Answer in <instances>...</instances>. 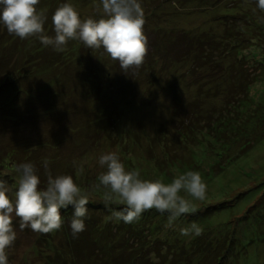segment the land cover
Here are the masks:
<instances>
[{
    "label": "rangeland",
    "instance_id": "374dc122",
    "mask_svg": "<svg viewBox=\"0 0 264 264\" xmlns=\"http://www.w3.org/2000/svg\"><path fill=\"white\" fill-rule=\"evenodd\" d=\"M139 2L145 13L144 32L148 38V53L144 62L153 63L157 83H148L151 78L148 69L146 74H139L133 96L130 91L129 93L116 91L114 82L108 83L106 74L110 72L112 63L103 48L88 49L82 42L74 40L69 41L65 50L59 53L52 50L51 46L43 45L49 48L50 54L56 58V92L60 95L57 103H62L71 112L67 120L59 118L71 124V131L57 132V139L60 137L62 139L61 142L56 141L54 147L55 149L62 147L60 150L62 155L56 161L55 169L59 173L70 166L77 184L90 193L89 202L101 206L94 212L88 211L89 218L94 220L101 215L106 216V212L101 213L104 206L103 194L106 190L94 187L98 183L97 177L100 172L105 171L98 163L102 154L116 152L126 170L138 169L142 179H161L168 183L179 174L190 170L198 171L207 184V198L203 201H194L196 210L197 207L203 211L206 207L236 200L235 205L231 207L233 211L219 213L220 209L227 206L212 207V210L205 214L207 216L211 214L209 221L200 226L202 229L218 228L220 246L225 238L234 235V246L232 245L226 264H264V122L260 124V121L264 120L261 119L264 118V78H261L264 76L262 73L264 65H257L254 62L255 59L264 62L262 58L264 12L256 7V0H139ZM62 3L73 4L81 19L88 17L98 19L102 14V8H97L100 0H40L37 7L46 9L48 17L46 23H51L52 28L45 29L49 36H54L51 17ZM230 23L233 24L232 33L226 29ZM5 33H8L7 29L0 24L2 47H6V50L14 49L18 37ZM226 34L228 36H224ZM229 36L233 38L228 39ZM261 38V41H257ZM226 39L229 44L227 50L235 47L241 51L243 60L250 59L243 64L251 66L260 77L256 84L259 82L261 84L256 86V90L249 91L254 106H250L246 100L245 105L241 107L242 112L235 115L236 128L223 140L198 136L185 150H180L176 145L178 136L170 123L177 124L185 119L191 104L197 102L201 109L194 110V113L199 112L201 116L197 118L199 124L195 120L196 125L201 128L207 127L206 122L223 116L220 112L225 97L223 94L216 95V98L204 96L200 84L190 78L196 75L183 76L184 83L174 82L173 72L177 70L178 73L184 74L192 70V62L183 67L179 65L180 69L174 68L177 66L171 63L172 60L167 63L160 61L154 63L152 58L147 57L152 43L154 48L165 50L178 41L181 44L186 42L187 45L191 44L193 52L199 55L200 48L204 49L208 44L218 46L219 43L226 42ZM254 40L255 45L251 43ZM36 44L31 43L29 46ZM252 53L256 54L254 59ZM234 55L232 52L225 60V64L234 62L237 65L236 60L231 59ZM194 57L196 56H191V61ZM52 58L44 57L42 54L35 55L34 62L43 69L44 65L51 64ZM95 65L98 69H92ZM116 66L113 63L114 72ZM206 69L200 71L201 75L207 73L209 67ZM45 76L41 74L39 77L42 80ZM101 77L103 85L98 86ZM40 79L25 80L23 87L31 88L33 87L31 83H39ZM211 84L209 94L212 95L216 94L214 93L216 91L221 92L225 86L218 80ZM3 88L5 94L0 96V103L12 107L19 87L13 88L9 83L7 88L5 86ZM254 109L257 110L256 115L252 114ZM209 112L210 119L203 118ZM20 115L18 112L16 121ZM238 129L241 130L238 132ZM252 140L254 141L250 142L252 146L238 159L235 158L239 156L240 149ZM81 167L82 172L79 171ZM3 172L5 170H0L1 176L5 175ZM7 184L11 189L8 195L14 200L13 188L18 185L17 181ZM242 193V196H238ZM121 206L111 205L116 208ZM190 215L197 221L193 214ZM188 216L189 214L182 215V218L175 222L174 228L165 227L167 213L163 214V221L158 218L162 217L159 213L157 220L148 217L141 225L147 226L148 223L157 225L156 230L151 231L152 239L154 237L172 243L178 238L180 242L186 243L189 238L181 235L179 228L189 226L183 222ZM237 219L240 222L237 223ZM229 222L232 224V227L229 225L232 234L226 231ZM13 227L17 238L13 246L7 250L8 264H56V244L63 240L61 236L52 231L50 237L53 239L46 242L45 234L33 232L30 228L21 230L19 219L16 217L13 218ZM204 233L197 241H205L207 230L206 236Z\"/></svg>",
    "mask_w": 264,
    "mask_h": 264
},
{
    "label": "trees",
    "instance_id": "16d2710c",
    "mask_svg": "<svg viewBox=\"0 0 264 264\" xmlns=\"http://www.w3.org/2000/svg\"><path fill=\"white\" fill-rule=\"evenodd\" d=\"M232 27L233 24H227V32H233ZM44 28L47 30L51 29V23H46ZM6 35H9V33ZM224 36L228 35L226 34ZM232 38L233 36H229L228 39ZM261 40L262 38L257 39V41ZM178 42L173 43L165 50L162 48H154L152 43L151 51L147 57L152 58L154 63L158 61L167 63V61L172 60L171 63L177 66L174 67L175 69H180V67L192 62V70H188L189 72L186 71L184 74L178 73L177 70L173 72V81L184 83L182 81L183 76L185 77L187 74L196 75L190 76V78H192L193 82H197L198 85L200 84L199 86L202 87L200 89L205 93L204 96L216 98V95L223 94L225 97V103L220 112V114L223 113V116L216 118L214 121L206 122L208 123L207 127L201 128L196 125L197 122L198 124L200 123L197 118L201 116L198 114L199 112L197 114L194 113V110L201 109L197 102L191 104V108H189L190 110L185 119L179 121L177 124L170 123L171 126L173 125L178 136V143L176 145L180 150H185L188 144L193 142L198 136H209L217 140H223L227 137L236 128L237 121L235 115L238 112H242L241 107L243 104L245 105L246 100H248L247 103L251 104L250 106H254L251 103L252 96L251 94L249 96V91L256 90V86L261 83L256 84L260 77L257 76L255 70L251 66L243 64L250 59L243 60V57L240 55L241 51L236 50L235 47L227 50L229 47L227 39L226 42L219 43L218 46L208 44L207 47L204 46L205 50L200 48L199 55L193 52L194 49L192 50L191 44L187 45L186 42L183 44ZM1 43L2 38H0ZM31 43L36 44V46H29ZM251 43L253 45L256 44L255 40ZM52 50L54 49L52 48ZM206 50H209V52H206ZM232 52L235 55L231 59L236 60L237 65L234 62L225 64V60L231 56ZM41 54L44 57H53L50 60L51 64L44 65L43 69L40 66H36L34 62L35 55ZM194 55L196 57L191 61V56ZM255 55V53H252V59L256 57ZM110 60L112 68L110 72H107L106 79L108 83H115L116 91L118 92L129 93L130 91L131 95L135 94V83L139 79V74H146L148 69L149 77L151 76V80L149 79L148 83H157L152 62H143L139 68H131L125 72L120 67L118 61H114L111 58ZM3 62L6 64L5 66ZM254 62L257 65H264V62H259L256 59ZM113 63L115 66L117 65L115 72L112 70ZM179 65L182 66L179 67ZM206 67H209L208 72L201 75L200 71H206L208 69ZM92 69H98L97 65L93 66ZM41 74L46 75L42 80L39 77ZM55 74L56 58L50 54L49 48H45L37 38L31 37L23 40L17 38L14 49L9 50H6V47H2L1 44L0 96L4 93L3 87L5 86L7 88L9 83H11V87L13 88L19 87L17 90L19 92L14 96L12 107H9L6 103H0V170H5L3 172L5 175H0V179L10 183L16 182L18 180V174L15 171V167L21 163L31 162L35 165L37 174L41 179L39 187L44 189L46 187L47 176L43 161L47 159L49 161L48 171L54 177L64 174L72 175L76 181L70 166H67L59 173L55 169L56 161L62 155L60 152L62 147L60 149L59 147H56V149L54 147L56 141L61 142L62 139L61 137L57 139V134L70 133L69 131H71V124L68 121L59 119L61 117L65 119L69 118L68 115L71 112L62 103H57L59 102L57 100L60 95L56 92ZM36 78H39L41 81L34 84L30 82L33 86L31 88L27 86L23 87L25 80L35 81ZM212 78L214 79L212 80ZM261 78H264V76ZM10 80L11 82H9ZM217 80L221 81V84H225L222 87L223 92L216 91L214 92L216 94H209L210 86H212L211 83ZM97 85H103L102 77L99 79V84ZM133 90L134 92H131ZM218 91H220L219 88ZM59 100L61 101V99ZM18 112L21 115L18 121H16ZM256 113L257 110L254 109L252 114L256 115ZM203 118L210 119V112ZM261 119L264 118L261 117ZM262 122L264 120L260 121V124ZM241 129H238V132ZM250 142L254 141H249L243 146L239 151V156L237 155L235 158L238 159L252 146ZM235 158L228 159L235 160ZM13 190H18V185ZM242 195L243 193L238 196ZM235 201H230L232 202L231 204H229L230 202L215 204L212 207L227 206L220 209L219 213L226 210L233 211L231 207L235 205ZM98 207L101 206H97L92 202H89L87 205L88 211L90 210L92 212L99 210ZM212 207H206L207 210L205 209L203 211L197 207V210L193 213L197 221L193 220L189 214L188 218L183 222L186 225H190L194 221L199 226L207 223L211 214L209 216L205 214L210 212ZM103 212H106V216L101 215L95 220L89 218V215H87L85 217V230L74 237L70 228V221L73 218V208L69 206L67 209H61L63 223L59 230L54 231L56 235L61 236L63 239L56 244V264H226L228 255L234 246L235 239H233L234 235L230 230L232 227L231 222L226 226V231H229L228 234L232 235L225 238L221 246L219 245L218 238L219 229L216 227L203 229L202 233L205 232L204 235L206 236L207 230L208 234L203 242L197 241L201 237V234L200 236H188L189 239L186 243L180 242L178 238L172 243H167V241L157 240L154 237L152 239L151 231L153 229L156 230L157 225H153L152 223H148L147 226L141 225L148 217L157 220L159 212L155 209L145 211L137 222L134 221L132 223H125L123 221L109 222L106 219L110 215L109 209L103 206L101 213L103 214ZM158 218L163 221V214L162 217ZM181 218L182 216L178 220ZM236 222L238 223L240 221L237 219ZM50 236L51 233L45 234L44 240L50 242L53 239Z\"/></svg>",
    "mask_w": 264,
    "mask_h": 264
},
{
    "label": "clouds",
    "instance_id": "9594fccd",
    "mask_svg": "<svg viewBox=\"0 0 264 264\" xmlns=\"http://www.w3.org/2000/svg\"><path fill=\"white\" fill-rule=\"evenodd\" d=\"M40 0H0V24L9 34L20 39L37 38L45 47L65 50L69 41L78 40L88 49L103 50L126 72L142 66L148 53V38L144 32L145 13L139 0H100V18L81 19L71 3H62L54 11L51 21L54 36L45 33L48 19L46 9H38ZM256 7L264 12V0H256ZM105 169L97 177L95 188H103V203L109 209L108 220L132 223L145 211L155 209L167 213L166 228H174L182 215L196 211L194 201L207 198V184L198 171H187L171 182L141 178L138 169L126 170L116 152L102 154L98 160ZM47 176L46 187L35 165L21 163L15 167L18 190L15 199L7 181L0 179V264H8V252L17 238L13 218L19 219L21 230L47 234L59 230L63 219L61 209L73 208L70 228L73 236L85 230V217L90 193L83 190L72 175L53 176L48 171L49 161H43ZM79 171H83L82 167ZM122 205L113 208L111 205ZM183 236H200L203 229L192 222L179 228Z\"/></svg>",
    "mask_w": 264,
    "mask_h": 264
}]
</instances>
